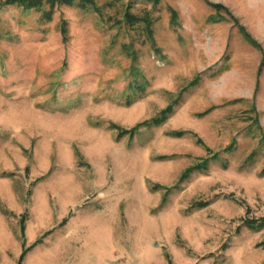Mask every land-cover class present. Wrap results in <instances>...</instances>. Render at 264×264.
Segmentation results:
<instances>
[{
  "label": "rangeland",
  "instance_id": "obj_1",
  "mask_svg": "<svg viewBox=\"0 0 264 264\" xmlns=\"http://www.w3.org/2000/svg\"><path fill=\"white\" fill-rule=\"evenodd\" d=\"M262 61L264 0L0 7V264H264Z\"/></svg>",
  "mask_w": 264,
  "mask_h": 264
},
{
  "label": "trees",
  "instance_id": "obj_2",
  "mask_svg": "<svg viewBox=\"0 0 264 264\" xmlns=\"http://www.w3.org/2000/svg\"><path fill=\"white\" fill-rule=\"evenodd\" d=\"M157 1V0H154ZM209 5L214 7L217 10L223 9L227 11V8L223 6L220 3H213V2H207ZM7 5H15V6H20L24 9H35L38 11H42V15L46 19L51 18V13L53 11V8L57 5H67V6H74V7H79V8H86L89 6L94 5V0H0V7L2 6H7ZM46 6H48V9H46ZM98 9V8H97ZM125 21L129 24H134L140 20H142L145 23L146 30L148 32L149 37L152 39L151 35V29H150V24H151V19L146 17V16H136L132 13L126 12L124 15ZM240 32L244 35V37L251 43L258 45V43L251 37V35L245 30L243 26H238ZM61 32L63 34V37H65L66 34V29L64 25H61ZM264 64V61L261 62V67ZM171 106H167L163 110V114L161 117H153L149 120H143L138 123H136L134 126L130 128H121L119 126H116L114 124H111L112 127H115L118 129V136L124 135L126 133L128 134H133L137 131L138 128L141 126L148 125L149 123H159L161 122L165 117H166V112L170 111ZM176 134H180L181 131H176ZM234 146V141H232L227 147L224 148V150H231ZM218 152L214 153L213 156H216ZM208 158H205L202 162H199L198 164L195 165L196 168L199 167H205L206 161ZM264 172V168H263ZM249 206L247 207V211H249ZM243 224L246 225L247 227L251 229H260L264 227V215L258 216V217H246L243 219ZM24 251L21 253L20 258H22Z\"/></svg>",
  "mask_w": 264,
  "mask_h": 264
},
{
  "label": "bare ground",
  "instance_id": "obj_3",
  "mask_svg": "<svg viewBox=\"0 0 264 264\" xmlns=\"http://www.w3.org/2000/svg\"><path fill=\"white\" fill-rule=\"evenodd\" d=\"M240 82V81H239Z\"/></svg>",
  "mask_w": 264,
  "mask_h": 264
}]
</instances>
